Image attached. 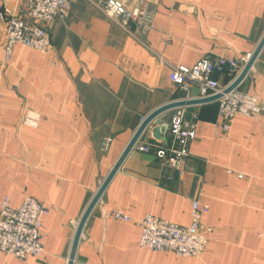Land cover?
<instances>
[{"label": "crops", "instance_id": "obj_1", "mask_svg": "<svg viewBox=\"0 0 264 264\" xmlns=\"http://www.w3.org/2000/svg\"><path fill=\"white\" fill-rule=\"evenodd\" d=\"M18 1L0 5L16 8ZM96 1L71 0L67 14L47 25V54L17 44L7 63L0 22V201L8 197L16 207L29 195L48 205L40 228L43 252L17 257L0 251V264H67L74 222L141 118L184 97L169 79L170 67L224 54L237 65L213 77L229 83L264 34V0H147L145 31L133 20L123 27ZM121 1L130 6L137 0ZM238 87L264 105V44ZM184 106L196 127L182 174L151 153L130 149L87 215L72 264H264V112L234 116L224 133L217 99ZM174 107L138 140L165 143ZM25 109L40 114L36 126L21 122ZM192 199L205 207L201 224L211 227L198 256L138 245L137 219L152 213L187 225Z\"/></svg>", "mask_w": 264, "mask_h": 264}, {"label": "built area", "instance_id": "obj_2", "mask_svg": "<svg viewBox=\"0 0 264 264\" xmlns=\"http://www.w3.org/2000/svg\"><path fill=\"white\" fill-rule=\"evenodd\" d=\"M109 18L115 19L123 27L133 20L141 31L149 27L147 0H137L127 6L121 0H97L95 3ZM71 6V0H19L16 8L0 5V22L4 26V63L10 60L15 45L32 48L41 54H47L52 41L47 25L56 18L64 17ZM250 54L241 57L245 63ZM236 67L233 58L224 54L215 57H201L193 65L175 64L169 69V79L184 92L182 99L204 98L220 94L218 101V120L221 130L227 133L232 119L236 115L256 117L264 112L259 97L249 94L238 86L224 92L230 84H222L213 77V72L221 71L225 66ZM191 89L196 95L191 96ZM38 112L25 109L21 122L36 126ZM143 120V117L141 118ZM161 120V118H160ZM162 122V121H161ZM195 115L187 114L186 106H175L165 128V143L160 140L141 142L137 140L133 149L153 154L167 167L180 176L190 153V144L195 135ZM264 136V133H263ZM110 137H106L101 147L107 149ZM240 177L241 173L238 174ZM204 206L197 199L190 202V222L179 225L175 222L147 213L136 220L140 227L138 245L149 250L171 251L181 257L198 256L206 246L207 233L211 227L201 224ZM48 211V205L32 196H24L16 207L9 198L0 201V251L17 257L38 255L43 252L40 228L42 217ZM105 214L119 220H130L121 210H108ZM77 226V222H74Z\"/></svg>", "mask_w": 264, "mask_h": 264}, {"label": "water", "instance_id": "obj_3", "mask_svg": "<svg viewBox=\"0 0 264 264\" xmlns=\"http://www.w3.org/2000/svg\"><path fill=\"white\" fill-rule=\"evenodd\" d=\"M263 44H264V34L261 37V39L259 40V42L256 45V47L253 50V52L250 54L248 60L243 65V67L240 70V72L230 82V84L224 89V92H227V91L231 90L232 88L238 86V84L243 79V77L245 76V74L249 70L250 66L252 65L254 59L256 58V56L259 53L260 49L262 48ZM219 96H220V94H216V95H212V96H208V97H204V98L181 99V100H178V101H172V102H169V103H166L164 105H161V106L157 107L156 109L151 111L148 115H146L143 118V120L140 122L139 126L136 128L135 132L133 133L131 139L128 141L127 145L123 149L122 153L119 155L118 159L115 161V163L113 164V166L109 170L108 174L104 178L103 182L101 183L100 187L98 188V190L96 191V193L92 197V199H91L90 203L88 204L86 210L84 211L81 219L79 220V222L77 224V227H76V231H75V235H74V239H73V243H72V246H71V251H70V254H69V257H68L67 264H72L75 247H76L78 238H79L80 233H81L82 226L84 224V221H85L87 215L89 214L90 210L92 209L94 204L99 199L103 189L105 188L106 184L108 183V181L110 180L112 175L119 168V166H120L122 160L124 159V157L126 156V154L129 152L130 149H132L134 143L139 139V137H140L141 133L143 132V130L152 121H154L157 124H161V120H160V118L158 116L161 113H163L164 111H166L169 108H171V107L180 106V105H184V104L199 103V102H204V101H208V100H213V99H217Z\"/></svg>", "mask_w": 264, "mask_h": 264}]
</instances>
